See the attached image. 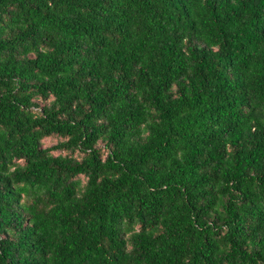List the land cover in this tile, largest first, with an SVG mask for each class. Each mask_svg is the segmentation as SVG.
Returning <instances> with one entry per match:
<instances>
[{"label": "trees", "instance_id": "obj_1", "mask_svg": "<svg viewBox=\"0 0 264 264\" xmlns=\"http://www.w3.org/2000/svg\"><path fill=\"white\" fill-rule=\"evenodd\" d=\"M0 264H264V0H0Z\"/></svg>", "mask_w": 264, "mask_h": 264}, {"label": "rangeland", "instance_id": "obj_2", "mask_svg": "<svg viewBox=\"0 0 264 264\" xmlns=\"http://www.w3.org/2000/svg\"><path fill=\"white\" fill-rule=\"evenodd\" d=\"M58 138L57 137H50V138H46L42 141L43 143V147H50V146H53L55 145L57 142H58ZM55 155H58V154H63L65 155L66 152H60V151H54L53 152ZM74 156H79L78 153H75ZM82 179V182L85 183V179L83 177H80Z\"/></svg>", "mask_w": 264, "mask_h": 264}]
</instances>
